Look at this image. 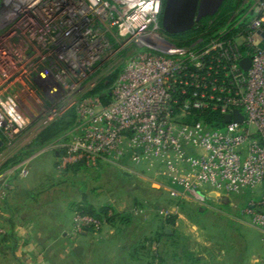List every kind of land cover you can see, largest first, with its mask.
Wrapping results in <instances>:
<instances>
[{
  "label": "built area",
  "instance_id": "1",
  "mask_svg": "<svg viewBox=\"0 0 264 264\" xmlns=\"http://www.w3.org/2000/svg\"><path fill=\"white\" fill-rule=\"evenodd\" d=\"M165 2L0 0V155L71 116L67 139L36 154L57 150L62 170L128 157L166 180L159 183L174 197L205 208L210 196L249 190L245 211L264 240V0H225L226 19L196 21L184 45L162 27ZM235 110L244 121L226 122ZM197 113L224 124L208 127ZM30 160L14 158L0 173V202ZM104 223L75 212L77 232Z\"/></svg>",
  "mask_w": 264,
  "mask_h": 264
},
{
  "label": "crops",
  "instance_id": "2",
  "mask_svg": "<svg viewBox=\"0 0 264 264\" xmlns=\"http://www.w3.org/2000/svg\"><path fill=\"white\" fill-rule=\"evenodd\" d=\"M46 145L35 147L36 151L26 157H31L29 174L12 176L13 188L0 202V225L5 230L0 234V264H149V245L161 251L165 264H260L257 255L243 252L240 239L210 237L205 227L185 220L180 206L172 214L175 221L169 227L164 218L142 229V213L130 206L126 208V203L110 199L107 205L119 212L133 211L141 220L133 218L129 224L105 222L100 230L77 232L75 205L86 199L98 205L88 193L89 183L84 184L85 173L87 176L98 174L107 164L122 170L121 176L116 175L120 181L133 176L142 179V173L132 168L128 157L119 164L134 169V173L119 164L103 161L90 169L82 166L62 170L58 167L60 153L57 150L47 148L36 154ZM27 146L19 148L16 154ZM9 164V157L0 155V173ZM248 192L250 197H245L244 207L240 204L241 210L252 197V192ZM231 199L232 196L227 201ZM167 228L171 233H166ZM162 230L171 237L157 239ZM258 239L262 241L263 235ZM225 241H232V245ZM77 246H82L79 253L75 252Z\"/></svg>",
  "mask_w": 264,
  "mask_h": 264
},
{
  "label": "rangeland",
  "instance_id": "3",
  "mask_svg": "<svg viewBox=\"0 0 264 264\" xmlns=\"http://www.w3.org/2000/svg\"><path fill=\"white\" fill-rule=\"evenodd\" d=\"M68 114L70 115L71 113L69 112ZM73 122L74 119H72L71 116H64L52 122V124L49 125V127H53L55 131L52 140L65 141L69 134L67 129ZM41 132L37 134L31 132L27 134L25 139L21 142H24L25 146H27L29 143L38 140ZM20 148L22 149L24 146ZM17 150H19V148L15 147L10 155V160L18 156L16 154ZM34 151H32V153ZM11 156H13V158ZM132 168L142 173V179L133 176L129 179H122V181L118 180L117 176H121L122 170L118 169L117 166H113V164H107L98 174L94 173L92 176H87V173L84 172V177L86 178L84 184L89 183L88 190L90 192L88 193L91 198H94V200L98 202V205L107 204L110 199H116L117 202L126 203V208L130 206L132 209L136 210L143 205L142 208H145L146 211H144V214L142 213V229L154 223V221L164 220V217L159 213L160 209L178 204L184 211L183 215H185V220L187 219L192 223L205 227V232L210 237L223 238L224 240H233V238L236 237L238 241L240 239L243 252L245 254L254 253L258 256L256 260L258 261L260 259L259 263L264 264V240H262L263 242L257 241L263 234H261L260 231H256L245 209L241 210L239 208L240 204L245 201V197H250V192H244L234 197L232 196V199L227 202L215 200L213 208H205L188 200H182L171 195L164 185L167 181L159 178L154 170H148L145 166ZM201 208H203V211H201ZM134 219L138 221L140 215H134ZM166 225L169 227V224ZM225 242L228 245H232V241H229L230 243L227 241ZM158 250L159 249H154L149 245L148 257L150 258L153 252Z\"/></svg>",
  "mask_w": 264,
  "mask_h": 264
},
{
  "label": "trees",
  "instance_id": "4",
  "mask_svg": "<svg viewBox=\"0 0 264 264\" xmlns=\"http://www.w3.org/2000/svg\"><path fill=\"white\" fill-rule=\"evenodd\" d=\"M228 13H229L228 8L226 6L224 8L223 7L220 8L217 14H215L212 17L216 18L217 25H219L226 19ZM208 18H210V16ZM208 18L202 19L201 21L206 22ZM193 35H194V29H190L186 32L174 34L172 36L177 40V42L180 45H184V44L190 43V40ZM99 88H101V86ZM196 117L198 119L203 120L208 127L220 128L224 124L223 117L216 115V114L206 115L204 113H197ZM54 132L55 131L53 127H49L45 129L44 131H42L41 134L39 135L38 140H35L30 145H28L24 150H22V152L17 157H15V159L22 160L26 158L28 155H30V153H32V151H34L35 147L42 146L45 143L52 140V138L54 137ZM82 166H83L82 163H78L72 167L81 168ZM142 206H140L139 208H142ZM241 206L244 207L245 204L242 203ZM75 208H76V211H79L82 214L91 215L99 220H102L108 223H115L116 221H119L124 224H129L133 221V218H134V212H119L116 209H114L111 205H107V204L94 205L92 202L88 201L87 199L84 200L83 202L77 203L75 205ZM174 221H175V218L172 215L165 217V222L167 224H173ZM164 237L169 238L171 236L166 234L164 230H162L157 234L156 238L158 239V238H164ZM150 258H151V261L149 262V264H165L163 262L161 251L159 250L154 251Z\"/></svg>",
  "mask_w": 264,
  "mask_h": 264
},
{
  "label": "water",
  "instance_id": "5",
  "mask_svg": "<svg viewBox=\"0 0 264 264\" xmlns=\"http://www.w3.org/2000/svg\"><path fill=\"white\" fill-rule=\"evenodd\" d=\"M225 0H166L163 17L162 27L169 34H179L186 32L193 28L196 21H200L203 17L215 15ZM248 60L243 61L245 68L248 67ZM242 123L244 121V115L235 110L234 115L225 116V121L231 120ZM3 146V140L0 138V149ZM210 199L217 201H227V197L216 198L210 196ZM166 233H171L169 228L166 229ZM82 246H77L75 252L79 253Z\"/></svg>",
  "mask_w": 264,
  "mask_h": 264
},
{
  "label": "flooded vegetation",
  "instance_id": "6",
  "mask_svg": "<svg viewBox=\"0 0 264 264\" xmlns=\"http://www.w3.org/2000/svg\"><path fill=\"white\" fill-rule=\"evenodd\" d=\"M208 17H209V16H206V17H203L202 19H205V18H208ZM202 19H201V20H202Z\"/></svg>",
  "mask_w": 264,
  "mask_h": 264
}]
</instances>
